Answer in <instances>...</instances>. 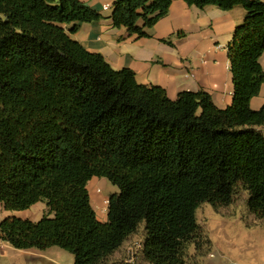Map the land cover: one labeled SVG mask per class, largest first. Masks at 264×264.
<instances>
[{"label":"trees","instance_id":"1","mask_svg":"<svg viewBox=\"0 0 264 264\" xmlns=\"http://www.w3.org/2000/svg\"><path fill=\"white\" fill-rule=\"evenodd\" d=\"M174 1L115 0L113 25L150 37ZM183 1L246 12L227 45L234 96L226 109L203 90L172 100L88 52L71 34L102 16L80 0H0V205L48 209L37 222L4 219V243L57 247L74 264H119L108 260L145 224L147 262L183 264L202 204L227 207L241 187L264 219V106L251 107L264 86V2ZM94 178L119 191L105 223L88 190Z\"/></svg>","mask_w":264,"mask_h":264},{"label":"crops","instance_id":"2","mask_svg":"<svg viewBox=\"0 0 264 264\" xmlns=\"http://www.w3.org/2000/svg\"><path fill=\"white\" fill-rule=\"evenodd\" d=\"M80 1L98 12L102 19L81 25L71 38L88 52L102 55L113 69H130L139 84L161 87L172 100L185 91L203 90L211 94L215 105L221 109L233 104L234 81L227 45L236 28L244 22L245 10L236 8L225 12L216 7L200 10L183 0H175L168 16L147 30L150 37L137 38L130 37L126 28L114 27L111 17L115 0ZM71 27L65 26L67 30ZM260 63L264 69V55ZM263 106L264 86L260 95L251 101L255 111ZM258 130L264 134V127ZM99 180L94 178L92 182ZM96 195L90 194L92 199ZM96 198L98 200L92 201V205L98 220L105 223L108 221V202L104 204L107 211L102 213L96 206L100 196ZM42 206L46 215L47 206ZM3 209L0 205V213ZM12 216L19 215L8 217Z\"/></svg>","mask_w":264,"mask_h":264},{"label":"rangeland","instance_id":"3","mask_svg":"<svg viewBox=\"0 0 264 264\" xmlns=\"http://www.w3.org/2000/svg\"><path fill=\"white\" fill-rule=\"evenodd\" d=\"M88 190L100 196L96 206L102 213L107 211V199L119 192L107 179L91 181ZM96 197H91V201L98 200ZM248 201V192L239 187L227 207L202 204L196 214L199 230L185 251L183 264H264V219L251 213ZM42 204L45 203L25 212L8 213L3 209L0 223L9 215L40 221L46 213ZM146 240V225L142 224L108 263L149 264L144 253ZM0 264H74V256L57 247L46 251H20L4 243Z\"/></svg>","mask_w":264,"mask_h":264},{"label":"built area","instance_id":"4","mask_svg":"<svg viewBox=\"0 0 264 264\" xmlns=\"http://www.w3.org/2000/svg\"><path fill=\"white\" fill-rule=\"evenodd\" d=\"M3 248H4V242H3L1 235H0V251H2Z\"/></svg>","mask_w":264,"mask_h":264}]
</instances>
